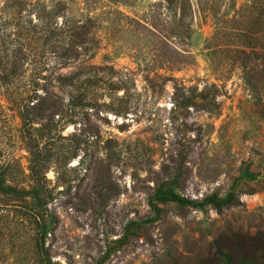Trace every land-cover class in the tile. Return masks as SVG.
Segmentation results:
<instances>
[{
	"label": "rangeland",
	"instance_id": "rangeland-1",
	"mask_svg": "<svg viewBox=\"0 0 264 264\" xmlns=\"http://www.w3.org/2000/svg\"><path fill=\"white\" fill-rule=\"evenodd\" d=\"M175 176L240 205L158 201ZM0 184V264H199L264 234V0H0Z\"/></svg>",
	"mask_w": 264,
	"mask_h": 264
},
{
	"label": "trees",
	"instance_id": "trees-1",
	"mask_svg": "<svg viewBox=\"0 0 264 264\" xmlns=\"http://www.w3.org/2000/svg\"><path fill=\"white\" fill-rule=\"evenodd\" d=\"M176 170H178V168H176ZM183 184L184 180L182 176L173 177L168 184L169 190L162 191V189H160L157 191V200L167 201L169 203H175L178 206L192 207L200 210H203L205 207H211L218 212L224 209L228 210L235 208L240 205L238 198L231 193L224 197H220L213 193L204 197L199 202L184 200L174 191L175 188L182 189L184 186ZM10 192L15 194L21 193V191L11 190L0 184V193L5 194ZM222 235L225 236L224 242L233 239L235 240L237 244V252L230 246L220 247L217 245L214 252L203 248L200 250L201 256L197 258V260L200 261L199 264H264V234H259L253 237L246 233L242 234L237 232L236 234H233V232H231L229 235L227 233H223ZM186 260L185 264H190L189 262H191V259L188 258Z\"/></svg>",
	"mask_w": 264,
	"mask_h": 264
}]
</instances>
